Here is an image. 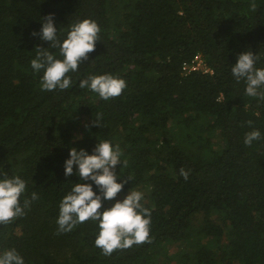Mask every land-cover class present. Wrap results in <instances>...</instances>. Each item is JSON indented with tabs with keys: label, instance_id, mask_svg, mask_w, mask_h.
Segmentation results:
<instances>
[{
	"label": "trees",
	"instance_id": "1",
	"mask_svg": "<svg viewBox=\"0 0 264 264\" xmlns=\"http://www.w3.org/2000/svg\"><path fill=\"white\" fill-rule=\"evenodd\" d=\"M251 2L0 0V171L26 181L21 204L39 197L0 225V253L14 248L25 264H264V100L247 96L231 71L248 50L264 69V0L256 11ZM49 14L61 43L83 19L101 28L64 91L41 90L43 70L31 67L37 46L63 58L32 35ZM198 56L209 72L187 74ZM103 74L126 81L120 96L79 87ZM97 114L101 127L92 125ZM253 130L261 139L246 146ZM103 140L119 144L127 165L116 171L131 178L116 200L143 189L151 211L150 242L110 256L95 246L98 221L59 234L57 224L61 201L81 182L76 165L65 175L70 149L92 154Z\"/></svg>",
	"mask_w": 264,
	"mask_h": 264
},
{
	"label": "clouds",
	"instance_id": "2",
	"mask_svg": "<svg viewBox=\"0 0 264 264\" xmlns=\"http://www.w3.org/2000/svg\"><path fill=\"white\" fill-rule=\"evenodd\" d=\"M255 0L250 3V10L256 11ZM42 28L39 33L44 41L51 42V48H59L60 56L37 46L36 56L31 60V67L37 73L43 70L40 81L41 90L64 91L72 87V79L68 74L75 72L79 65L88 59L89 53L95 51L98 41H101V28L92 19H83L70 25L67 38L61 43L57 38L58 29L55 26L54 14L41 18ZM259 56L251 50L242 52L231 71L237 82H246L245 94L264 100V69L256 68ZM79 87L90 88L103 100L118 97L127 87L124 79L112 74L91 75L83 79ZM102 115L97 114L92 125L101 127ZM251 126L252 122H247ZM261 139L259 130L248 132L244 144L251 146L253 141ZM70 158L65 161V175L74 174V165L78 166L75 173L81 182L75 183L72 190L60 203L57 219L58 234L71 231L77 224L88 220L99 222V233L95 239V246L100 248L105 256H110L116 250L128 249L133 245L150 242L151 211L141 203L143 193L130 191L122 200H116L117 195L131 180L130 177L118 176L117 165H127L121 160L123 155L119 144L113 145L109 140L97 143L92 154L85 149H70ZM185 180L190 171L180 169ZM118 179L121 182H117ZM84 181H91L85 183ZM93 184L99 189L94 191ZM27 183L20 176L9 177L7 172L0 171V225H8L18 217L24 216L25 209L30 207L31 201L39 199L33 192L31 198H25L21 204V197L26 192ZM116 202L109 208H104V201ZM0 264H25L23 257L16 249H5L0 253Z\"/></svg>",
	"mask_w": 264,
	"mask_h": 264
},
{
	"label": "built area",
	"instance_id": "3",
	"mask_svg": "<svg viewBox=\"0 0 264 264\" xmlns=\"http://www.w3.org/2000/svg\"><path fill=\"white\" fill-rule=\"evenodd\" d=\"M198 56L196 57L191 63H187L184 65L183 70L186 73H190L192 71H199L202 70L205 71V73L209 72V70L207 68H205L204 64H203V59Z\"/></svg>",
	"mask_w": 264,
	"mask_h": 264
},
{
	"label": "rangeland",
	"instance_id": "4",
	"mask_svg": "<svg viewBox=\"0 0 264 264\" xmlns=\"http://www.w3.org/2000/svg\"><path fill=\"white\" fill-rule=\"evenodd\" d=\"M200 57H201V56H200ZM200 57H199V58H200ZM187 74H189V73H187ZM136 191H140V192H142V193H143V197H144L145 192L143 191V189H141V190H136ZM126 196H127V195L122 196V198L120 199V201H122ZM142 201H143V199H142ZM169 251H170V253H172L173 250L170 249Z\"/></svg>",
	"mask_w": 264,
	"mask_h": 264
}]
</instances>
